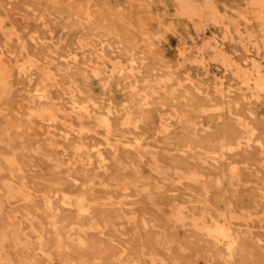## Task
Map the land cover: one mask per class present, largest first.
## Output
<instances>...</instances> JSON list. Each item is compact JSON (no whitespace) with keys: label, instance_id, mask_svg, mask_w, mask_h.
I'll list each match as a JSON object with an SVG mask.
<instances>
[{"label":"rangeland","instance_id":"rangeland-1","mask_svg":"<svg viewBox=\"0 0 264 264\" xmlns=\"http://www.w3.org/2000/svg\"><path fill=\"white\" fill-rule=\"evenodd\" d=\"M217 4L251 26L245 0ZM177 10L175 0H0V264H264V99L233 68L187 63L180 45L200 58L213 39L247 69L255 50L234 28L200 32ZM28 57L36 65L23 71ZM47 67L65 106L56 121L38 117L50 100L33 93ZM81 144L103 149L105 165H90ZM65 193H85L89 214L63 205ZM226 220L242 237L232 255L209 234Z\"/></svg>","mask_w":264,"mask_h":264},{"label":"bare ground","instance_id":"bare-ground-1","mask_svg":"<svg viewBox=\"0 0 264 264\" xmlns=\"http://www.w3.org/2000/svg\"><path fill=\"white\" fill-rule=\"evenodd\" d=\"M175 1L177 2V5H178L177 13L185 18L190 19L191 21L192 20L194 22L196 21L197 30H199L200 32L202 31L205 32V27L210 24L223 25L225 29L229 31H231V28H234L236 34L238 35V40L240 41V43L245 47L250 46L252 49L255 50V54H256L252 56V58L250 59L251 60L250 68L248 69L243 68L234 60L233 56L230 53H227L221 47L222 45L221 46L219 45L218 41L216 42L215 40L210 39L205 44L204 47L202 46L201 48H199V49H202L201 53L203 54V57L200 56V58L194 57L191 50H188L187 48H185V46L180 45L181 47L180 50L185 49L187 52V55H188L187 63L200 64L207 60L213 66L219 65V66H223L226 68H233L235 75L240 79L241 86H243L244 88L246 87V89L248 90H251L253 95H256L257 97H261V98L263 97L264 99V0H245L246 14L244 18L245 20H247L246 22L248 23L251 22L250 24L251 26H247L244 23L241 24L240 23L241 21H239L237 18H232L231 16H229V14L222 13L217 4V0H175ZM4 23H5V20H0V25L2 29H3ZM242 25L243 26L246 25V27L244 26L245 30L241 29ZM7 29L8 30L4 29L5 30L4 32L7 33L9 37L17 33L16 30L11 25ZM8 40L9 39H7V41ZM34 65H36V62L34 61L33 57H28L23 62L21 69L23 71H30ZM130 70L134 71L133 68H131ZM205 70L209 71L210 69L207 68ZM120 71L122 70L120 69ZM56 77L57 75L49 67L44 68L43 73H42V79L40 83L37 85V87L34 88L33 90L34 97L37 99V101L41 102V100L43 101V99L45 98L51 101V103L49 101V104H47L46 106H42L41 112L39 113L37 112V114L39 115L38 117H40V115L42 116L43 114H45V115H48V119L50 118L51 120L55 119V121L58 119V113L61 111H64V107H65L64 106L63 108H61L57 103H53V98L50 97V87L52 83L56 81ZM179 84L181 85V83ZM220 85L223 88V85H224L223 82H221ZM230 88L231 86H228V89H226L227 90L226 93L231 92ZM174 90L172 91L174 92ZM72 98H73L72 105H73V108H75L77 101L75 100L74 94ZM83 111L89 115L91 114V111L89 110L88 106H84L83 108L81 107L80 109L77 110V112L80 115ZM97 125L105 129L107 133L105 137L106 144L109 146H112V144L110 143V137H112L113 135L112 134L113 127H112L110 118L108 116H102L98 118ZM163 127L164 129H167L169 126L167 124H163ZM83 129L84 128H81L80 130L83 131ZM79 149L81 153L87 154V159L90 165L92 164L93 159H96L97 164L105 165V162H106L105 151L101 149L97 144H92L90 146L89 145L85 146V144H81ZM113 151L115 152V149H113ZM194 178H195L194 180L197 181V179L199 178V175H196ZM15 193L27 195V193L22 188L17 189ZM60 202L63 205H68L74 208V210L81 217H86L89 214L91 210V206H92V203L89 202L85 193H80L78 195H73V196L65 193L63 195V198L60 199ZM45 204L47 205L48 209L54 210L53 201L51 198L45 199ZM174 217L177 220L182 221L184 219L182 210H178L177 212H175ZM54 220L55 218H53V221ZM209 234L213 236L218 242L224 244L230 255L234 253L235 248L238 245H240L241 240H242L240 233L234 230L230 220L228 221L226 220L224 223H215L209 228ZM24 235L25 234L22 232L21 229L16 231V238L18 241L23 240Z\"/></svg>","mask_w":264,"mask_h":264}]
</instances>
